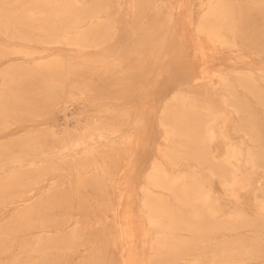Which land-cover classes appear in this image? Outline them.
<instances>
[{
    "label": "rangeland",
    "instance_id": "1",
    "mask_svg": "<svg viewBox=\"0 0 264 264\" xmlns=\"http://www.w3.org/2000/svg\"><path fill=\"white\" fill-rule=\"evenodd\" d=\"M6 1L19 18L5 17L11 28L0 32V264H228L226 248L235 249L233 259L241 264H264L263 210L257 211V228L243 219L230 233L183 226L177 217L182 212L175 211L164 219H179L171 232L158 234L146 212L154 200L176 204L171 195L178 192L147 183L153 165L161 174L191 179L189 192L200 187L219 199L225 214L204 210L209 222L251 213L254 201H264V0L216 4L213 16L225 18L218 22L224 25L219 38L196 29L206 0H78L88 8L99 6L113 31L111 39L89 48L64 40L41 42L47 40L42 19L27 18L39 14L38 4ZM106 55L110 62L78 66L81 60L75 59ZM69 57L74 66L67 67ZM245 74L255 81L243 82ZM174 92L211 102L221 113L215 123L221 138L202 140L214 168L228 142L263 153V167L249 172L254 192L245 187L228 197L203 161L189 156L174 161L181 146L172 143L179 140L169 138L159 120ZM182 143L193 148L191 141ZM156 236L170 239L171 247L175 240L179 244L156 250ZM38 238L44 240L34 243Z\"/></svg>",
    "mask_w": 264,
    "mask_h": 264
},
{
    "label": "bare ground",
    "instance_id": "2",
    "mask_svg": "<svg viewBox=\"0 0 264 264\" xmlns=\"http://www.w3.org/2000/svg\"><path fill=\"white\" fill-rule=\"evenodd\" d=\"M220 1L221 0H206V3H205L204 8L202 10V13L199 15V18L197 19V27H196V29H197V31L199 33H206V35L207 34H211L213 37L214 36L217 37V35H221V31H222L221 29H222V27H224V25H220L221 24L220 23L219 24L220 26H219L218 22L219 21H225V18L221 17L220 15L213 16V13H215V11H216L215 7L221 6ZM29 2L38 4L36 6L39 8V10H38L39 14L37 16L30 15L27 18H29V19H38V20L42 19L41 23L44 26V28L41 31V33H43L41 35H42L43 38H46L47 40H42L41 42H57L58 40H64L65 41L64 44L70 43V44H75L77 46H82L84 48H89V47H95V46L99 45L101 42L111 39V34H112L113 31L110 29L111 23L107 21L108 14H105V16L102 17L100 15V13L102 11H100L101 8L99 6L94 7V8L93 7H89L88 8L87 5H83L84 3H81L78 0H29ZM7 3H8V1H6V0H0V32H2L4 30V27H6V26L10 27V25L6 23L5 17H7L9 19H12V20L16 19L17 17L19 18V15H15V14L12 13V10H11V8H9V5ZM92 4H93V2H92ZM216 4H217V6H216ZM7 5H8V7H7ZM77 5H78V7H76ZM88 5L90 6V3H88ZM69 6H72L70 8L72 10H74L75 12L71 11ZM220 9L221 8H219V10L217 9L219 13L222 11ZM150 12H151V10H150ZM31 14H33V13H31ZM22 18H24V17H21V20H22ZM25 20H26V17H25L24 21ZM85 21H87L86 24L84 23ZM14 22L12 21L13 26L16 27V23L14 24ZM17 22H20V23H22L24 25H27V23H23L20 20H18ZM37 25H38V23H37ZM39 25H41V24L39 23ZM137 26H139V25H137ZM227 26L228 25H226V27ZM47 27L49 28L48 30H47ZM2 28H3V30H2ZM10 28H9V30H10ZM17 28H19V27H17ZM65 28H67V30H65ZM70 28L73 30V32L69 33L68 30ZM182 31H183V29H182ZM14 34L17 35V36L20 35L18 30H14ZM38 35H40V34H38ZM211 35H209V36H211ZM143 36L141 35V37H143ZM207 37L208 36H206V38ZM219 37H217V38H219ZM221 38L223 39L222 36H221ZM138 40H139V42H141L140 39H138ZM17 42H19V41H17ZM136 43H137V41H136ZM38 44H39V42H38ZM28 57H30V56H28ZM75 57H77V56H75ZM108 58H110V55H106V57H91V58L90 57L78 56L75 59L81 60L80 62H77V65L81 66L86 61H92V62H96V63H102V62H105V61H107V62L109 61L110 62L112 59L109 60ZM67 59L71 60V62L68 63L67 67H69V65L74 66V64L72 63V59H74V58L73 57H69ZM67 59H66V61H67ZM57 63H58V61H57ZM117 64L120 65L119 62ZM115 66H116V64H115ZM104 69L105 68H103V70ZM108 69H109V67H108ZM14 71H15V69H14ZM16 71H17V69H16ZM19 74H21V73H19ZM1 75H3V73ZM242 81L246 82L249 85L252 82H254L255 80H254V78H253V76L251 74H245L243 76V78H242ZM219 83L223 84L222 83V78L219 81ZM196 86L198 87V85H196ZM196 86H195V89H196ZM202 87L203 86H201V89H202ZM192 88H194V87H192ZM186 89H188V88H186ZM205 90H204V92H205ZM192 91H193V89H192ZM201 92H202V90H201ZM206 92H207V90H206ZM78 93L81 94L80 92H78ZM190 93H191V91H190ZM197 93H198V91H197ZM188 94H189V92H188ZM195 95L197 96V94H195ZM204 95H205V93H204ZM207 96H208V94H207ZM0 97H2L1 94H0ZM78 98H81V97L78 95ZM158 98H159V95H158ZM206 98H208V97H206ZM200 99H202V98H200ZM200 99H198V97L197 98L194 97V95L191 98L190 96L185 95L182 92H174L171 95L170 100L165 102V103L168 102L167 105H165L166 109L165 110L162 109L161 111H163V113H161V112L159 113L160 115L163 114L162 117L159 115L161 117L159 120H160L161 124L163 125V127H165L169 131V133H170L169 134V138H171L172 140H179L180 141V142L178 141L176 143H172L173 145L177 144V146H181L178 149V154L174 157V161H178L180 159H186L187 156H189L190 158H196V160L203 161L205 163V165H206L205 169L206 168L208 169L209 176L218 179L217 181L220 183V185L222 186V188L224 190V195H226L228 197L229 196H236V193H238V191L240 189H243L245 187H249L254 192L256 190L255 184H254L255 183V177H254V180L252 178H250L249 177V172H251L253 170L257 171L259 168L263 167V165L261 164V160L263 161V157H262L263 153L260 151V153H261L260 155H262V156H260V155L258 156L256 153H254L255 150H251V149H248V148L244 147V145L242 143L228 142V143L225 144L224 157L222 159H219V161L214 162L215 163L214 165H216V166H218L220 168V172H217L216 169H215L216 166L214 168L213 164H212L213 159L209 160L207 158V155L209 154V152L205 148L207 144L202 142V140H205V141L209 140L210 141L211 139L213 140L215 136L217 137L219 135L218 137H220V135H221L220 129L221 128H216L215 123H216L217 120L221 119V116H220L221 113L216 111V110H214L211 107L212 106L211 102L208 103V102H205V101H200ZM208 100H209V98L206 101H208ZM69 106L66 105V106H63L61 108L62 109L65 108L66 109ZM62 109H59L58 112H62V111H60ZM64 113H65V111H64ZM189 114H195V115H197V117L196 118L195 117L194 118H190ZM65 116H67V115H65ZM94 118L92 120H95ZM189 119H191V120L189 121ZM61 120H62V118H61ZM97 120L98 119H96V122H97ZM84 127H86V126H84ZM81 128L83 129V127L81 126V122H77L76 130L80 131ZM47 131L50 132V133H53L55 137H56V135H59L51 127L47 128ZM63 132H66L65 128H64ZM249 138H251V137H249ZM81 141H83V139ZM182 141H191V145L193 146V148L192 147L184 148V143H182ZM208 146H209V144H208ZM175 150H176V148H175ZM257 152H258V150H257ZM170 162H172V160ZM30 167H31V164H30ZM161 172L162 171L159 170V167L157 165H153L150 174L147 176V183L150 184L153 187H157L158 186V187H164V188L166 187L168 189H177L178 192H175V193L173 192L172 195H171V197L173 196V199H174V201L176 203L174 205L173 204H169V202H167L166 200L162 201L161 199L151 201L150 203L147 204L146 212H147V215H148V223H149V225L152 228L156 229V231H155L156 233L163 234L165 230L166 231L168 230V232L170 233L172 228L174 227L175 221L179 220V219H181V221L183 222L182 223L183 226H185V225H187L188 227L189 226H193L196 230H199V231L204 229L208 233H210L212 231H215V230L216 231L217 230H226L227 233H230L232 231L235 232V230L238 231L237 229L242 225V223L239 224L241 222L240 220L243 221V219H246V220L250 219L248 223L250 225H254V227L256 226V228L259 226L258 222L255 221V218L257 217V215H259L257 213L258 210H263L264 211V201H261V200L260 201H254L253 205H252L253 209H252L251 213H249L248 211H246L244 209L247 213H245V214H243L244 212L243 213L241 212V213H238V214L236 213V215L230 216L228 218V221H222V222H219V223L218 222H216V223L215 222H209V220L206 217L204 218L203 212H204V210H206V211L210 210V208H212V207L214 209L216 208V211L218 210V211L223 212L222 210L225 209L224 208L225 206L223 207V205H221V203H219V199L217 197L212 196L208 189L206 191H202L200 189V187L198 188L197 192H195V191L193 193L189 192L188 189H187L188 184H191L193 181L191 179L185 178L184 175H181V176H167V175L164 174V172H163V174H161ZM262 172H263V176L262 177H264V169H263ZM184 173H185V171H184ZM17 176H19V175H17ZM163 178L165 179V182L160 180V179H163ZM141 199H142V195H141ZM196 202L199 203L198 206L195 205ZM250 204H252V202ZM139 205H141V204H139ZM235 210H237V209H235ZM175 211H179L180 213L182 212V215L181 214H180V216H178L179 214L177 215V217L179 219H176V217L174 218V215H173L172 218H170L171 220L164 221V219H165V217L167 215V212H175ZM240 211H242V210L240 209ZM221 214L219 216H221ZM223 217H221V218H223ZM204 219H205L206 222L204 221ZM246 220H244V222ZM263 221H264V217H263ZM35 227L36 226H34V228ZM42 227H43V225H42ZM260 227L264 228V223L261 224ZM250 232H249V234H250ZM19 233L20 232L18 231V234ZM197 233L199 234V232H196V234ZM234 236H235V234H234ZM256 236H257V238H262V237H258V235H256ZM175 239H176V237H175ZM43 240H42V238H40V239L38 238V239H36L34 241V243H38V242L41 243V241H43ZM173 241L174 240H172V242ZM178 241L175 242V244L173 242L172 247H174V246L176 247ZM181 241H182V239L180 240V242ZM170 242L171 241L168 238H159V237L154 238L153 239L154 249H156V250H159V249H163L164 250L166 248L167 249H171L172 247L169 244ZM168 244H169L170 247L167 246ZM234 245L236 246V244H234ZM224 247L225 246H223V248ZM215 249L217 251V248H215ZM218 249H221V248H218ZM240 249H241V247H240ZM172 251H174V250H172ZM242 251H243V249H242ZM151 252H152V250H151ZM222 252L225 253V254L223 253L224 255L222 254L223 255V261L228 262V264H230L229 262H233L232 264H236L234 261L240 262L239 260L233 259L232 255L234 254L235 249L234 250H227V248H226ZM243 252H246V251H243ZM217 255H218V253H217ZM219 255H218V257H220ZM158 256H160V255L158 254ZM215 257H216V255H215ZM211 258H212V256H211ZM245 258L246 257H244V259ZM253 260H255V258ZM24 262H25V260H24ZM23 263L20 262V264H23ZM24 264H28V261H26V263H24ZM214 264H216V263H214ZM238 264H241V262L238 263Z\"/></svg>",
    "mask_w": 264,
    "mask_h": 264
}]
</instances>
